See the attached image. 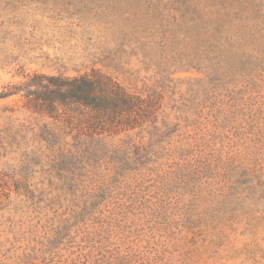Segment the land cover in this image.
Instances as JSON below:
<instances>
[{
    "label": "trees",
    "instance_id": "16d2710c",
    "mask_svg": "<svg viewBox=\"0 0 264 264\" xmlns=\"http://www.w3.org/2000/svg\"><path fill=\"white\" fill-rule=\"evenodd\" d=\"M246 1L254 17L263 20L264 4ZM169 34L157 35L162 56L169 48ZM194 36L195 46L177 52L171 67L207 73L206 98H182L181 105H175L174 123L164 117L159 125L162 93H133L96 66L75 75L34 73L24 76L23 85H10L0 93L6 98L23 92L35 112H48L62 130L44 129L45 143L38 148L14 139L12 147L21 151L22 166L13 171L0 168V185L12 183L0 212L12 204V191L36 208L45 204L53 211L46 255L55 252V258L61 257L64 248L77 244L100 259L117 245L120 232L130 231V217L147 216V222L168 227L184 195L190 197L182 208L191 242H209L214 253L226 242L224 226L240 216L249 219V228L254 220L264 219V101L257 109L253 105L264 98V50L244 49L243 40L227 31L202 40ZM206 110L212 116L211 137L197 131ZM146 125L148 141L112 142L115 134L135 128L142 132ZM63 131L72 142L61 138ZM221 132L238 139L229 142L232 152L243 140L241 156H220L225 139L216 135ZM45 153L55 169L51 199L28 172ZM207 198L209 205L198 211Z\"/></svg>",
    "mask_w": 264,
    "mask_h": 264
},
{
    "label": "rangeland",
    "instance_id": "374dc122",
    "mask_svg": "<svg viewBox=\"0 0 264 264\" xmlns=\"http://www.w3.org/2000/svg\"><path fill=\"white\" fill-rule=\"evenodd\" d=\"M246 2L0 0V93L10 85H23L24 76L34 73L75 75L96 66L133 93L144 97L153 92L162 93L159 125L164 117L174 123L178 113L175 105H181L182 98L196 97L197 101L206 98L207 73L171 67L179 53L195 46V34L202 40L204 35L227 31L243 40L244 49L264 50V19L255 18ZM255 2L264 4V0ZM161 31L172 36L164 56L157 38ZM263 101L264 98H257L255 109ZM211 120L206 110L201 119L202 129H197L205 137H211L209 132H213ZM59 126L48 112H35L23 92L0 98L1 170L21 168V151L13 148L16 142L38 148L45 143L43 130L62 131ZM149 130L146 125L142 132L141 128L123 131L115 134L112 142L121 144L128 138L146 142ZM62 134L61 138L72 142L71 136L64 131ZM219 135L225 139L222 158L242 155L243 140L238 141V151L232 152L229 142L238 139L225 132L216 137ZM219 141L216 140L217 146L222 143ZM43 150L48 151L46 147ZM46 154L28 172L35 177L39 191L43 190L51 199L55 195V169ZM11 185H0V208L5 195L11 192ZM11 198L12 204L0 212V264H264V219L254 220L249 228V219L240 216L233 224L224 226L226 242L214 253L209 242H191L192 234L186 229L182 208L189 202L188 195L182 196L178 214L171 217L165 229V225L147 222V216L127 219L130 231L120 232L115 238L117 245L100 259L90 254V249H81L77 244L64 248L61 257L55 258V252L46 255L45 236L53 234V211L45 204L36 208L24 195L17 197L13 191ZM209 201V198L207 202L201 201L198 211L209 205ZM193 213H197L195 209Z\"/></svg>",
    "mask_w": 264,
    "mask_h": 264
}]
</instances>
